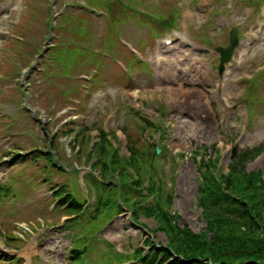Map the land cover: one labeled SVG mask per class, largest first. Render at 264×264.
Wrapping results in <instances>:
<instances>
[{
    "label": "rangeland",
    "instance_id": "1",
    "mask_svg": "<svg viewBox=\"0 0 264 264\" xmlns=\"http://www.w3.org/2000/svg\"><path fill=\"white\" fill-rule=\"evenodd\" d=\"M77 1L0 0V164L7 165L0 185V223L3 225L0 244H3L2 237L17 240L10 232L4 235V230L22 229L24 234L14 229L18 237L24 235L27 241L15 254L19 264H68L70 239L74 249L86 248L82 255L88 264H112L113 251L105 248L103 241L111 243L122 254L140 247L146 251L148 248L142 241L145 236L150 237L147 230L156 228L153 220L143 217L138 221L146 228L134 226L128 212L110 223L117 214L111 217L107 210L90 225L86 224L91 220V216L87 218L89 212L81 216L74 209L70 211L71 218L75 219L68 223L74 235L63 231L66 220L55 214L68 205H58L65 196L82 205L87 202L90 209L92 199L97 197L104 201L112 197L122 210L133 209L124 201L126 192L118 191L113 195L105 191L100 178L94 176L99 169L90 162L83 167L84 154L78 160L67 147L71 140L64 138L65 134H58L59 129L72 121V110H65L66 115L57 114L73 105L71 99L77 98L80 103L74 104L81 114L76 126L99 124L116 128L119 137L123 133L118 130L121 125L125 126L127 136L138 135L136 125L141 120L129 109L139 112L140 117L155 119L157 105L165 107L166 116L160 123L163 128L168 126L163 144L169 149L163 166L166 185L172 177L175 183L171 191L174 193L173 211L180 216V225H189L194 231L203 229L205 223L196 203L199 181L196 157L189 154L200 148L201 154L206 149L213 157L215 149L212 147L215 146L220 154V174L231 162L235 145L242 150L256 147L264 140V34L241 67L232 59L227 69L233 71V76L228 83L217 73L219 55L216 52L217 47H226L232 28L244 32L239 22L245 21L244 25L250 29L255 26L258 4L264 0H223V5L225 2L233 4L231 19L228 12L223 11L225 6L220 7L212 20H205L208 8L194 10L192 19H188L190 31L186 28L190 38L181 36L187 46L177 45L167 67L158 66L156 52L162 48V39L175 38L177 34L165 31L176 28L183 21L187 7L193 8L197 0H81L82 5L76 4ZM207 1L214 5L221 0ZM81 8L96 11L107 19ZM209 14L214 15V11L210 10ZM52 19L54 28L49 25ZM205 23L208 25L204 27ZM204 35L210 37V44H204ZM53 42L54 48L50 51ZM122 45L132 46L149 66L138 64ZM37 51L45 53L40 58ZM105 51L107 55L110 53L109 59L102 57ZM243 51L244 40H241L234 51L235 60ZM178 59L183 61L179 63ZM119 62L132 73L134 82L118 70L115 63ZM93 69L98 75L90 78ZM80 75L91 80L82 81ZM256 76L262 77L257 86L251 82ZM242 79L249 80L243 84ZM82 82H86V89L81 86ZM110 88L117 90L116 95L107 97L103 104H96L97 91L107 93ZM133 93L139 97L134 98ZM171 93H174L173 100ZM222 98L228 102L224 104ZM24 102L30 103V111L23 107ZM114 107L118 108V114L114 120H109L106 110ZM141 107L145 108L144 112ZM97 133L94 130L93 137ZM237 134L240 142H234ZM76 145L82 152L86 148L79 142ZM125 151L122 146V152ZM55 164L63 171L56 170ZM86 168L91 174L86 175ZM246 170L262 172L264 180V150ZM55 187L62 189H56L50 198ZM107 215L109 219L103 220ZM38 223L44 224L46 229L40 228ZM35 225L39 229H35ZM49 235L54 236L55 243L50 245L53 252L44 255L48 259L42 263L40 247ZM150 238L155 243H167L161 233ZM31 245L36 247L29 254L26 251ZM0 259H4L1 254Z\"/></svg>",
    "mask_w": 264,
    "mask_h": 264
},
{
    "label": "trees",
    "instance_id": "2",
    "mask_svg": "<svg viewBox=\"0 0 264 264\" xmlns=\"http://www.w3.org/2000/svg\"><path fill=\"white\" fill-rule=\"evenodd\" d=\"M144 123L145 126L138 125L141 134L152 126L147 120H144ZM89 131L88 127L79 128L74 142H79L85 148L92 138ZM113 137L117 139L116 136ZM128 140L130 161L126 163L115 154L112 160L115 169L121 170V184L116 185L113 181L107 185V190L113 192V195H116L118 191H125L124 201L132 203L134 191L129 190L124 183L125 179L130 178L127 170L130 166L140 175V182L133 181L135 187H139L144 174L146 154L142 151L143 144L140 143V138L129 137ZM263 147L264 143L259 148L246 149L234 154L230 174L224 181V188L213 172L218 157L212 160L211 157L204 155L202 164L199 166L201 180L198 185L197 202L202 208L205 227L198 232L191 231L185 225L180 227L177 222H174L167 207L161 205V197H159L154 205L140 206L133 214L135 218L143 214L144 217L153 219L158 225V230L164 233L169 242L160 249L151 245L152 253H148L145 257L140 249H137L131 256H125L121 260L136 259L142 261V264H155L159 259V264H264V184L259 172H246L247 164L258 156ZM111 150L113 151L110 142L102 132H99L98 141L93 146V153L97 154L95 165L101 166L103 177L108 171L104 159ZM148 152L147 162L150 166L155 153L150 150ZM153 188L154 185L151 184L148 195L153 194ZM63 202L68 203L67 215L72 214L70 210L76 209L79 212L80 206L75 199L66 196L62 199ZM132 205L135 208L138 203H132ZM104 210L111 214L122 212L121 206L112 197L106 201L99 198L97 207L90 217L91 220L86 224L92 225V222L103 215ZM109 215L103 216V220L109 219ZM175 216V218L178 217ZM71 260L75 264L81 261V252L78 249L72 253Z\"/></svg>",
    "mask_w": 264,
    "mask_h": 264
},
{
    "label": "water",
    "instance_id": "3",
    "mask_svg": "<svg viewBox=\"0 0 264 264\" xmlns=\"http://www.w3.org/2000/svg\"><path fill=\"white\" fill-rule=\"evenodd\" d=\"M235 44H236V39L232 35L230 47L228 49H226V50H219L221 55H222V61H226L229 58L231 50L235 46Z\"/></svg>",
    "mask_w": 264,
    "mask_h": 264
},
{
    "label": "bare ground",
    "instance_id": "4",
    "mask_svg": "<svg viewBox=\"0 0 264 264\" xmlns=\"http://www.w3.org/2000/svg\"><path fill=\"white\" fill-rule=\"evenodd\" d=\"M132 95L134 96V98L139 97L138 94H136V93H133ZM173 99H174V93H171V100H173ZM34 249H35V245L31 246L26 252L30 254L34 251Z\"/></svg>",
    "mask_w": 264,
    "mask_h": 264
}]
</instances>
